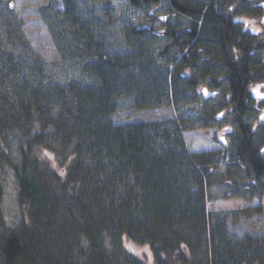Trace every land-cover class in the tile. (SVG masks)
<instances>
[{
    "label": "trees",
    "instance_id": "trees-1",
    "mask_svg": "<svg viewBox=\"0 0 264 264\" xmlns=\"http://www.w3.org/2000/svg\"><path fill=\"white\" fill-rule=\"evenodd\" d=\"M130 1L145 9L166 1L170 11L161 30L126 27L124 45L110 39L109 7L62 0L63 8H41L62 59L89 77L63 83L13 4L0 0V145L10 132L20 138L21 161L5 157L24 212L17 228L0 233V264H264V238L236 237L207 208L225 152L190 151L184 131L196 118L112 119L124 97L138 109H180L204 87L226 84L221 107L237 127L231 156L262 200L253 212L263 211L264 122L247 116L259 97L251 85L264 81V39L241 26L234 6L259 17L264 0ZM172 15L191 24L173 28ZM160 35L170 41L159 47Z\"/></svg>",
    "mask_w": 264,
    "mask_h": 264
},
{
    "label": "rangeland",
    "instance_id": "rangeland-1",
    "mask_svg": "<svg viewBox=\"0 0 264 264\" xmlns=\"http://www.w3.org/2000/svg\"><path fill=\"white\" fill-rule=\"evenodd\" d=\"M92 1L99 8L109 7L112 10L114 21L109 23V36L112 41L116 40L121 45H124L125 42L123 31L128 26L153 25L152 27L161 30L165 22L159 18L170 9L166 1L149 9L137 7L130 0ZM254 1L257 2L258 0ZM3 2L5 5L9 2L13 4L14 11L23 21L26 37L50 64H48L49 73L53 79L65 83L70 79L80 78L88 82V74L82 73L77 67L62 59L53 30L41 11L42 7L51 6L56 2L60 8H63L62 0H3ZM262 2L264 4V1ZM234 7L238 9L236 16L241 20V26L247 27L248 31L257 32L258 36L264 39V12L257 17L245 14L247 5L242 6L238 2ZM234 7L231 6V8ZM242 10L244 13H240ZM166 22L173 28L191 24L189 18L179 15L169 16ZM169 41L170 39L166 35H160L156 46H163ZM262 42L264 44V40ZM260 59L264 62V50L260 53ZM219 80L223 81L222 78ZM226 86V84L220 86L213 84L208 88L204 87L201 96L199 94L200 98L197 100H194V97L188 101L189 103H183L184 101L181 100L180 109L174 105H165L154 109H138L134 106L132 97H124L117 101V109L113 113L112 119L116 123H124L135 120L150 121L166 118L189 120L192 117L196 118L199 122L197 121L195 127L190 126L184 131V138L190 151L197 153L220 149L225 152L224 157L214 167L215 175L213 178L215 182L209 188L208 210L211 213L226 217L228 228L236 237L264 238V209L257 213L253 212V209L262 204V200L258 196H253L250 182L241 171H238L239 168L236 169L234 165H237V162L231 156L237 127L231 122L232 114L226 113L228 110L221 107V101H225L223 90L227 88ZM251 89L254 93L259 94V97L257 100L254 99L253 105L251 104L252 109L247 117L252 123L264 122L262 119L264 117V81L254 82ZM208 112L213 113V119L208 115ZM215 115L217 118L214 117ZM219 115H224V117L218 118ZM204 122L212 123V126L205 127L204 124L206 123ZM19 140L17 133L10 132L0 145V183L2 186L0 233L3 234L11 228H17L24 219V212L19 203L16 170L13 165L21 161ZM5 150L9 152L13 164L5 157ZM125 246L130 250H136L140 255L146 253L144 247L132 245L128 240L125 241Z\"/></svg>",
    "mask_w": 264,
    "mask_h": 264
},
{
    "label": "snow or ice",
    "instance_id": "snow-or-ice-1",
    "mask_svg": "<svg viewBox=\"0 0 264 264\" xmlns=\"http://www.w3.org/2000/svg\"><path fill=\"white\" fill-rule=\"evenodd\" d=\"M262 119H264V117H262Z\"/></svg>",
    "mask_w": 264,
    "mask_h": 264
}]
</instances>
